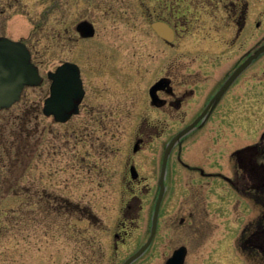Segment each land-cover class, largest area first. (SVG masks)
Here are the masks:
<instances>
[{
	"label": "rangeland",
	"instance_id": "rangeland-1",
	"mask_svg": "<svg viewBox=\"0 0 264 264\" xmlns=\"http://www.w3.org/2000/svg\"><path fill=\"white\" fill-rule=\"evenodd\" d=\"M155 5L153 0H0V37L25 43L43 77L40 86L25 88L17 103L0 111V264H121L149 236L155 193L147 189L158 177L157 155L153 162L148 148L131 151L137 122L154 116L143 108L149 83L166 58L196 56L201 42L215 41L209 15L197 0H184L174 8L179 34L167 48L150 28L158 15ZM250 5L254 45L264 34V0ZM220 10L222 25L227 14ZM82 21L94 26L92 38L76 34ZM227 34L218 32L220 40ZM66 61L79 66L86 94L78 115L56 123L42 113L49 94L46 74ZM239 109L230 114L235 119L245 114L254 136L264 126V108ZM127 156L138 169L139 185L124 186ZM186 196L179 189L169 194L158 233L134 264H164L185 244L186 225L178 220ZM235 199L226 190L215 192V230L189 247L184 264H255L242 246L248 235L242 232L243 204L230 223H222L216 212Z\"/></svg>",
	"mask_w": 264,
	"mask_h": 264
},
{
	"label": "flooded vegetation",
	"instance_id": "flooded-vegetation-1",
	"mask_svg": "<svg viewBox=\"0 0 264 264\" xmlns=\"http://www.w3.org/2000/svg\"><path fill=\"white\" fill-rule=\"evenodd\" d=\"M153 1L154 5L157 3L153 12L158 15L155 19H149L150 28L160 43L172 49L179 34V22L172 18V14L174 8L184 0ZM197 4L202 14L211 18L215 41L201 42L196 56L168 57L160 64L162 72L159 71L161 74L151 80L144 98L147 106L143 108H150L154 116L150 120L143 118L137 122L131 151L136 155L148 148L153 162L157 155L156 166L155 163L153 166L158 177L147 189L155 193V204L165 150L177 134L192 126L168 154L156 234L161 211L169 202V194L178 189L187 193L181 202L185 210L178 220L179 225H186L183 231L186 242L177 247L185 248V263L189 247L209 238V230H215V192L226 190L236 199L231 205L217 207L220 221L230 223L243 204L242 214L245 218L242 232L248 235L242 246L248 248L249 261L264 264V126L253 136V124L250 120H244L247 117L245 114L237 115L236 119L230 114L239 108H264V53L253 59L225 87L248 57L264 45V34L251 45L250 0H197ZM220 7L227 14L222 25L217 14ZM154 23L169 26L173 32L172 41L158 36L152 27ZM220 30L231 34H227L226 38L222 36L220 40ZM240 38L245 40L240 42ZM204 44L208 47H204ZM84 92L86 94L85 89ZM219 93L220 96L216 98ZM219 112L225 116L218 115ZM126 161L129 180L124 186L139 185L140 174L135 164L130 162L131 156H127ZM196 202L201 205L200 211ZM187 229L188 236L185 235Z\"/></svg>",
	"mask_w": 264,
	"mask_h": 264
},
{
	"label": "water",
	"instance_id": "water-1",
	"mask_svg": "<svg viewBox=\"0 0 264 264\" xmlns=\"http://www.w3.org/2000/svg\"><path fill=\"white\" fill-rule=\"evenodd\" d=\"M153 29L162 39L172 41L173 32L169 26L162 23H154ZM76 31L83 38L94 35V27L87 21H82L76 26ZM264 53V45L257 49L247 61L241 65L225 84V87L238 75L253 59ZM50 81L49 94L44 99L42 113L46 117H52L57 123L67 122L72 115L78 113V105L84 97V89L80 77L79 67L73 63L65 62L54 71L47 73ZM43 78L40 76L37 67L31 62V54L25 44L0 37V111L10 108L19 101L25 87L40 86ZM223 88V90L225 89ZM219 93L217 97L220 96ZM192 126L187 127L177 134L167 146L160 175V190L155 201L151 216L149 236L146 242L131 256L126 258L122 264H132L138 260L152 243L156 228L160 205L164 196L163 178L168 154L172 147L184 136ZM131 173L132 169H131ZM133 175V174H132ZM186 250L184 247L176 249L165 264H184Z\"/></svg>",
	"mask_w": 264,
	"mask_h": 264
}]
</instances>
